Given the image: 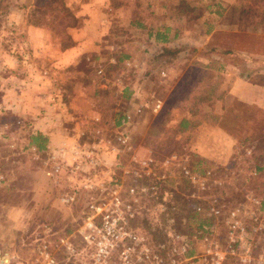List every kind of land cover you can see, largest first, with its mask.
Wrapping results in <instances>:
<instances>
[{"label":"rangeland","instance_id":"rangeland-1","mask_svg":"<svg viewBox=\"0 0 264 264\" xmlns=\"http://www.w3.org/2000/svg\"><path fill=\"white\" fill-rule=\"evenodd\" d=\"M63 3L0 0V46L13 50L22 39L10 25L21 13L67 43L76 6ZM109 8L107 42L131 37L129 28L141 38L139 26L169 25L162 48L168 63L140 59L151 69L148 108L120 116L116 130L115 87L103 89L94 101L105 125L88 126L87 148L70 153L69 162L64 146L43 154L24 144L26 134L0 139V264H92L96 247L82 241V220L95 214L90 205L106 202L109 209L113 194L130 205L126 229L138 240L133 250L115 247L110 264H264V101L246 105L228 91L238 79L264 89V0H109ZM126 69L104 68L107 75ZM69 70L92 74L83 60ZM81 85L69 88L89 90ZM181 119L189 123L185 130ZM120 134L128 136L129 151L116 142Z\"/></svg>","mask_w":264,"mask_h":264},{"label":"crops","instance_id":"crops-1","mask_svg":"<svg viewBox=\"0 0 264 264\" xmlns=\"http://www.w3.org/2000/svg\"><path fill=\"white\" fill-rule=\"evenodd\" d=\"M65 3L76 6L74 15L77 19L66 29L68 42L65 44L51 37V31L46 28L28 24L23 13L11 18L14 34L22 39L11 44L9 48L13 50L0 46L3 50L0 58V139L5 142L9 134L17 131L26 134L23 142L29 145L30 137L39 134L46 141L43 154L64 146L65 159L69 162L73 159L70 153L87 148L84 136L88 126L105 125L94 101L103 89L114 90L115 87L111 93L117 105L110 109L113 116H117L113 124L115 130L120 116L122 119L123 114L132 110L143 112V108H148L144 85H151V69L140 59L152 57L167 64L168 61L162 58L167 51L162 48L168 47L165 34L171 30L169 25L151 28L144 24L139 27L145 30V37L140 38L129 28L131 37L122 41L112 38L107 42L110 35L109 0H65ZM114 43L120 49L117 53ZM152 48L156 49L154 53H151ZM82 60L91 66L92 74L86 77L73 71L77 76H72L69 68L81 65ZM106 65L112 68L124 65L128 72L116 71L107 75ZM161 75L166 76V73L160 72L159 76L157 73L159 80ZM81 80V87L88 83L89 90L79 87L71 91L69 87L73 81ZM228 91L241 103L263 107L264 89L248 80H236ZM10 117L14 126L7 123L6 119ZM13 127L15 131H12ZM97 142L101 143V140Z\"/></svg>","mask_w":264,"mask_h":264},{"label":"built area","instance_id":"built-area-1","mask_svg":"<svg viewBox=\"0 0 264 264\" xmlns=\"http://www.w3.org/2000/svg\"><path fill=\"white\" fill-rule=\"evenodd\" d=\"M159 107V102H156L154 104L153 111H156V109ZM116 142L119 144V146L125 150H130V145L128 141V136L126 135H118L116 137ZM30 150L35 151L33 147L30 148ZM89 154H92L91 152ZM93 155V154H92ZM85 158L87 159V162L89 164L96 163L95 157L91 155H86ZM2 160V155L0 152V161ZM147 163H143L144 165L151 163V160L146 161ZM53 172H58L55 168L54 171H47L46 175H52ZM183 175L187 178H191V176L187 170L183 168L182 171ZM3 183V176L0 173V187ZM128 193L132 196L133 189L128 188ZM63 202H68L67 199H62ZM110 207L109 209L105 208V203L102 202V204L98 206H92L90 205L89 209L91 211H94L95 214H91L90 216L85 217V219L82 220L84 224V231L81 233L82 241L86 244H92V246L96 247L94 254H92V264H110L112 262L109 257L111 252L114 251L115 247H122L123 245H127L131 248V245L135 247L136 242L138 238L129 232L126 229V225L128 223V216H131L129 204L123 203L120 201V199L116 196V194H113V196L109 199ZM98 214L99 217L97 219H94L95 215ZM231 216H234V213H231ZM235 228H238V222L234 221L231 225V232L234 231ZM89 246V245H88ZM66 250L69 249L68 246H65ZM134 249L133 247L131 248ZM228 249L229 246H228ZM124 250H121L119 253L123 254ZM146 251V249H145ZM70 252H72V249H70ZM47 256V254H45ZM118 256V261H119ZM262 256L264 258V252L262 253ZM146 258H148V255H145ZM159 263V261H157ZM47 264H54V261L52 259H49ZM123 264H128L124 262Z\"/></svg>","mask_w":264,"mask_h":264},{"label":"trees","instance_id":"trees-1","mask_svg":"<svg viewBox=\"0 0 264 264\" xmlns=\"http://www.w3.org/2000/svg\"><path fill=\"white\" fill-rule=\"evenodd\" d=\"M44 1H46V4L56 2V4L58 3L57 6H59V7L64 6L63 0H44ZM60 9H62V8H60ZM30 24L37 26L34 22H31ZM188 124L189 123L186 119H181L179 124H178V127L180 130H185L188 127ZM29 141H30L29 146L35 147L36 152H41L42 150H44V146H45L46 141H45L43 136L37 134L35 136L30 137ZM193 213H195V212H193ZM193 217H194V214L191 218H193ZM204 222L205 221H202V222L197 221V226L200 227L202 224H204ZM128 223H129V221H128ZM161 264H162V261H161Z\"/></svg>","mask_w":264,"mask_h":264}]
</instances>
